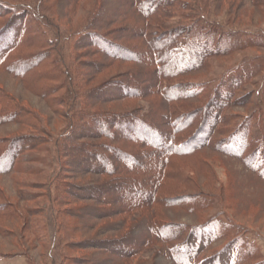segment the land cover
Listing matches in <instances>:
<instances>
[{
  "label": "rangeland",
  "instance_id": "1",
  "mask_svg": "<svg viewBox=\"0 0 264 264\" xmlns=\"http://www.w3.org/2000/svg\"><path fill=\"white\" fill-rule=\"evenodd\" d=\"M167 1L149 0L146 5L145 0L19 1L34 5L46 18L28 17L27 22L40 29L31 30V34L42 36L45 31L47 51L59 62L57 74L60 80L77 82L86 89L97 88L95 90L101 97L113 93L117 98L131 91L122 87L125 82L134 89L140 87L141 96L122 101L102 100L83 108L88 97L80 96L73 104L76 95L71 98L70 108L57 105L59 114L53 115L44 102L21 87L17 80L0 72L1 84L40 114L45 126H49L44 132L14 125L0 129V138L8 133L11 136L25 133L41 136L35 141V147L23 151L21 156L20 166L23 170L30 168V172L0 176V202L7 201L23 212L22 218H0V264H177L161 252L165 244L145 245V237L149 234L145 209L133 213L114 212L121 205H127L132 195L129 189L110 193L119 199L109 206L85 198L86 192L75 188L91 189L107 179V176L87 172L99 162H88L87 156L103 152L110 156L112 169L124 172L138 167L141 171H137L138 179L145 180L147 175L155 173L153 162L159 160L158 153L162 149L159 151L140 140L133 142L131 136L122 137V142L99 138V135H92L96 130L92 129L91 123L74 117V112H129L132 117L149 120L159 127L158 131L171 132L177 144L198 127L202 112L195 120L189 119L185 129L175 133L177 125H172V118L179 114L176 111L178 106L156 92H160L163 85L170 87L173 83H180V90L172 92L175 97L188 99L193 107L198 108L211 101L219 105L220 109L215 105L208 107L211 123L214 122L212 114L221 119L215 125L217 131L212 137V147L217 148L221 139L231 134L242 121H249L248 147L244 156L258 153L257 161L261 164V171L264 170V0H177L175 6L166 7ZM148 7L163 10L167 16L155 15L153 20H147L145 12ZM125 16H130L131 20ZM88 26L108 32L109 37L129 50L142 51L146 62L113 60L98 53L96 46L82 45L77 38L88 35ZM163 30H169V34L160 40ZM201 30L212 34L213 38L201 39ZM142 31H145L143 35ZM258 39L261 46H254ZM43 51L40 47L26 48L19 50L18 55ZM98 65L101 71L93 77L90 73L96 72L94 69ZM168 72L178 76L163 81ZM65 92V89H58L52 95L56 98L53 102L57 103ZM164 92L172 97L169 89ZM95 97L98 96L95 94ZM191 110L186 106L180 113ZM186 119H183L184 123ZM66 133L72 136L70 140L63 136ZM62 143L68 144L67 149L85 147L87 151L83 154L87 159L66 157V152L59 151ZM111 146L134 152L139 150L150 158L141 159L140 164L131 167V162L114 155ZM223 147H226L225 143ZM200 155L199 158L206 161H201L204 165L197 167L201 172L199 175L190 159L179 160L185 164V175L195 178L203 187L204 180L214 185L213 189L203 188V194L191 201L202 206V211L194 218L193 215L185 216L183 210L178 213L173 211L175 209L156 205L151 210L152 218L162 221L157 216L159 210L165 213V220L174 222L197 224L212 219L222 230L220 236H226L216 239H213L215 234L203 235L202 239L193 237L190 240V249L193 250H188V254L180 258V264H189L188 258L198 262L196 264H211L212 259L223 264H226L225 260L228 264H264V179H260L258 173L255 175L246 159L223 156L212 148L204 149ZM145 164L149 169H145ZM122 175H118L119 178ZM135 176L136 173L129 175L130 178ZM111 178L118 180L115 176ZM114 184L117 186L119 181ZM178 191L185 192V189L180 184L178 187L173 184L162 194L171 195ZM74 192L78 194L73 195ZM18 193L23 194V202ZM136 196L141 198L145 192ZM11 209L6 207V210ZM107 212L111 215L106 216ZM24 222H28L27 230H22ZM177 234L172 235L171 246L189 247L177 239ZM230 241L231 244L226 245ZM251 248L258 252L248 253ZM175 251L173 254L181 255ZM124 255H130V258L125 260Z\"/></svg>",
  "mask_w": 264,
  "mask_h": 264
},
{
  "label": "trees",
  "instance_id": "2",
  "mask_svg": "<svg viewBox=\"0 0 264 264\" xmlns=\"http://www.w3.org/2000/svg\"><path fill=\"white\" fill-rule=\"evenodd\" d=\"M19 1L22 0H0V72L6 73L10 75L12 79L17 80L21 87L30 92V94H32L34 97H37L42 102H44L45 105L51 110L53 115L59 114L57 105L67 106L70 108L72 106L71 98L73 96L75 97L76 95L77 98L73 101V104L78 101L77 99L80 96L83 98L85 96L88 97V99L86 98L87 100L85 99V102L82 104L83 108L92 107L102 100L107 102L115 101L116 99L117 101H122L125 99H131L132 97L141 96L140 87L134 89L131 85H125V82L122 87L131 91L128 93L125 92L117 98L113 93L106 94L107 96L101 97V95H98L100 92L96 91L97 88L86 89V87L77 84V82L73 81L72 83H68L66 81L60 80V76L57 74V65L59 62L58 60L52 59L51 53L47 51L49 47L46 45L47 39L45 36V31H43L44 33H42V36L38 34H31V30L39 31L40 29L38 27L30 26L27 22L28 17L37 16V18L45 20L46 18L41 16L43 13H40L34 5L28 4L26 2L20 3ZM148 1L149 0H145V5ZM152 1L154 2L156 0ZM177 3V0H168L166 7L175 6ZM155 15H165V12L163 10H155L154 8L149 9L148 7L145 12L146 19L153 20ZM125 18H129V20H131L130 16H125ZM114 21L117 22L118 20ZM95 29L92 26H88V35H79L77 41L81 42L82 45L84 44V46L90 45L98 47V53L106 55L113 60L135 61L139 63L146 62V57L142 51L139 50V52H137L132 49L129 50L125 46L120 45L116 39L109 37L107 35L108 32L106 33L102 32L103 30ZM191 29V31H193V28ZM168 31L169 30H163L164 34L160 40L164 39L169 34ZM144 32L145 31H142L141 35H143ZM183 33H185V31H183ZM199 35L201 36V39L204 37H209L211 39L213 38L212 34L205 32V30H201ZM255 41L256 42L254 46H261V44L257 42L260 41L259 39ZM37 47L44 49L42 53H39L40 55L36 52L28 55H18L19 50L22 51V49L26 48L30 50ZM36 58L38 59L37 61ZM22 63L24 65L20 66ZM99 66L100 65L94 69L96 72L88 73H90V75L93 74V77H96V74L101 71ZM67 71H70L69 68H67ZM239 73L241 74V70ZM177 76L178 74L176 73L168 72L166 76H163V81H170ZM1 83L2 82H0V129L9 125H14L25 126L35 131L40 130L44 132V130H46L49 126H45L43 123V118L40 116V114H37L35 110L27 106L21 98L17 97L12 92H9ZM57 85L59 86L57 87ZM179 87H182L180 86V83H173L170 85V87L163 85V89H161L160 92H156L157 94H163L167 99H169L170 103H176L178 106L176 111H178L179 114L177 113L178 115L176 114L177 116L172 118V125H177L175 133L180 132L183 128L185 129L189 119L195 120V117H197L198 113L202 112V114L198 120V127L193 132H190L187 136L178 141L177 144L172 139L171 132L165 133L161 132V130L158 131L159 129L157 128L159 127L151 123L149 120L132 117L129 112L114 113L110 111H94L90 114L78 113V111L74 112V117H80V119L91 123L92 129L96 130L92 135H99V138L122 142V137L131 136V140L133 142L140 140V142H143L152 148H158L159 151L162 149L158 153L159 160H154L153 162V171L155 173L152 172L154 173L153 175H147L145 180L143 178H140V180L138 179L137 171H140L138 170V167L126 170L124 172H119L114 168L112 169L110 166V156L103 154V152L94 153L90 156H87L88 162H100V164L98 162L96 166L91 167L87 172L97 176L100 175L101 177L107 176V179H104L103 182L101 181V183H98L99 186L91 189H86L84 186H75V188L76 190L85 191V198L88 197L87 199L89 200H96L101 203L109 204V206H112V203L116 199H119L115 196H111L110 193H120L126 191V189H129L132 195L129 197L127 205H121L120 208H117V210L114 212L116 214L129 212L133 213L145 209V222L149 232V234L145 237V245L149 246L156 243L165 244L166 247L162 249L161 252L171 257L177 262V264L181 263L180 258L184 256V254H188V250H193V248L190 249V247H192L190 240L193 237L202 239L203 235L206 237L207 235L213 234H215L213 239L218 237H226L220 236L219 233H221L222 230L218 229V223L216 220L208 219L197 224L174 222L171 220H165V213L159 210L157 211V216L160 217L162 221L152 218L151 210L155 208L156 205L165 209H175L173 211L178 213L183 210L186 212L185 216L188 217L193 215L192 217L196 218L197 213L202 211L203 208L198 204L196 205L197 202L192 203L191 201H195L199 195L203 194V188L214 187L213 184L210 185L209 182H206L208 180H204L203 185L205 187H203L201 184L197 183L195 178L185 175L186 169L183 168L185 164L180 163L181 159H190L195 165L194 167H196V173L199 175L201 172L197 167L200 168V165H204L203 162H201L204 159L199 158L201 157L200 153L206 148L209 150L212 148V151L218 152L223 156L227 155L237 159H246L247 165L252 171H255V175L258 173V177H260V179H264V170L261 171V164L257 161L258 153L254 152L248 156H244L246 148L248 147L247 135L249 131V121H242L240 125H238L235 130L232 131L231 134L227 135L225 138H222L223 140L221 139V141L218 143L219 145H216L217 148L212 147V144L214 143L212 137L217 131L215 125L220 123L221 119L219 115L212 114V117H214V122L211 123L208 107L210 105L211 107L213 105H215V107H219V105L216 104V102L211 103V101L208 102L205 107H193L192 103L187 101L188 99H181V96H174L176 94H173L172 92L176 89L179 91ZM58 89H65L66 92L60 98H58L60 100H56L57 103H55L53 101H55L56 98H53L52 95L55 94ZM167 89L170 90L172 97H169L167 93L164 92ZM95 94L98 96L97 98L95 97ZM198 96L199 94H197L196 98ZM184 101L189 102V104L187 102V105H185L186 103L183 104ZM186 106L192 110L190 112H183L184 114L180 113L181 109ZM171 107L172 106H169V108ZM176 111L173 113H176ZM185 117H187V119L184 123L183 119ZM207 124H209L210 127H208ZM61 131L64 133V129H61ZM67 132L69 133V130ZM68 133L63 134V136L65 135V139L70 140L72 136H70ZM10 134L11 133H8L0 138V176H9L11 174L21 173L24 171L26 173L30 172V168L23 170V168L20 166L21 156H23V151H27L31 149V147L34 148L36 145L35 141L41 137L37 134L29 133L16 136H11ZM224 143L226 145L225 148L223 147ZM103 145H106V143ZM67 147L68 144L62 143L61 148L59 149L61 153L66 152V157L72 156L77 159H81V157L85 158V154H83L87 151L85 147L82 148L72 146L69 149H67ZM111 149L115 151L113 153L116 157H119L121 160L126 162H131V167H133L134 164H140L139 160L141 159L144 160L145 158H150V156H146V153L144 156L142 151L139 150L137 152L128 151L124 147L122 148L118 146H111ZM87 158L83 160H86ZM141 166L144 165L142 164ZM64 168L66 167L63 166V169ZM145 169H149L147 164H145ZM132 173H136V176L130 178L129 175ZM118 175H122L121 178H119ZM114 176L117 177L118 180L114 181L111 178ZM170 180L172 181L170 182ZM116 181H119L117 186L114 184ZM173 184L176 187H178V184H180V187H183L185 192L178 191L171 195H166L164 193L162 194V191L167 190V188ZM115 187H117V189H115ZM68 191L70 192V190ZM141 192L142 194L145 192V196L138 198L136 195ZM72 194H78V192H74ZM17 196L20 201H24L25 198H23V194L18 193ZM8 206L12 209L6 210V207ZM19 211L20 210L15 208L13 205L8 204L7 201L0 202V218L5 220L22 218L23 215L21 214L23 212ZM105 215L110 216L111 212H107ZM23 228L24 229L22 230H27L28 222L26 224L24 222ZM181 231H183V233ZM200 233L203 234L201 235ZM174 234H177V239L186 242V245L189 247L186 246L184 248L182 246H171L170 241L173 239L172 235ZM105 241L107 240H104V242ZM229 244H231V241L226 245ZM92 246L98 247L94 245ZM107 248H109V246H107ZM175 250L179 251L181 255L173 254V252H176ZM257 252L258 250L256 248H251V250L248 251V253ZM124 256L125 257L123 258L125 260L130 258V255ZM212 260L213 261L209 263L223 264L222 262L219 263L218 260ZM188 261L189 264L198 263L193 262V259L191 258H188ZM224 262L228 264L226 260Z\"/></svg>",
  "mask_w": 264,
  "mask_h": 264
}]
</instances>
